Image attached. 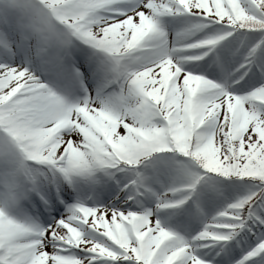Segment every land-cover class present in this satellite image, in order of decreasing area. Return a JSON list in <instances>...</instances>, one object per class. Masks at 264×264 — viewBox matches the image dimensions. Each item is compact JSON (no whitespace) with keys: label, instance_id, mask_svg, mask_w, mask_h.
I'll return each instance as SVG.
<instances>
[{"label":"snow or ice","instance_id":"6c2138e0","mask_svg":"<svg viewBox=\"0 0 264 264\" xmlns=\"http://www.w3.org/2000/svg\"><path fill=\"white\" fill-rule=\"evenodd\" d=\"M0 264H264V0H0Z\"/></svg>","mask_w":264,"mask_h":264}]
</instances>
